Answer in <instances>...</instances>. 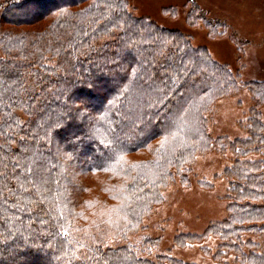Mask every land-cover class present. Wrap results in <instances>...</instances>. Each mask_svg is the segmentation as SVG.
I'll return each instance as SVG.
<instances>
[{"label": "trees", "instance_id": "trees-1", "mask_svg": "<svg viewBox=\"0 0 264 264\" xmlns=\"http://www.w3.org/2000/svg\"><path fill=\"white\" fill-rule=\"evenodd\" d=\"M194 11L189 24L204 18L215 34L214 20ZM0 50V264H193L150 260L155 242L139 248L128 238L213 147L206 115L229 87L227 69L183 31L136 15L129 0H8ZM256 86L264 102V83ZM256 114L254 141L234 151L263 158L227 172V218L175 246L213 236L214 258L236 251L243 264H264V250L243 238L264 232ZM145 151L152 158L141 159Z\"/></svg>", "mask_w": 264, "mask_h": 264}, {"label": "rangeland", "instance_id": "rangeland-1", "mask_svg": "<svg viewBox=\"0 0 264 264\" xmlns=\"http://www.w3.org/2000/svg\"><path fill=\"white\" fill-rule=\"evenodd\" d=\"M7 1L0 0V14ZM129 1L136 15L147 16L165 28L179 29L189 35L195 47L206 48L210 58L227 69L231 82L206 115L213 147L194 157L183 175L187 183L177 179L169 185L163 192V202L144 218L141 228L128 240L139 248L147 238L155 242L148 256L150 260L164 255L193 264H243L242 254L236 251L214 258L221 246L217 237L207 236L184 247L175 246V239L181 235L203 236L212 224L225 220L232 203L227 172L237 160L263 158L261 152L239 158L234 150L239 145L237 141H254L252 132L258 124L250 118L257 111L264 134V102L258 96L262 89L256 86L264 83V0ZM195 8L200 15L214 20L215 34L204 18L193 26L189 24L188 17L196 13ZM1 29L19 28L3 24ZM260 150H264L263 143ZM150 153L145 151L140 158H152ZM243 236L244 240L258 244L259 251L264 250V232ZM123 244L112 240L109 246Z\"/></svg>", "mask_w": 264, "mask_h": 264}]
</instances>
